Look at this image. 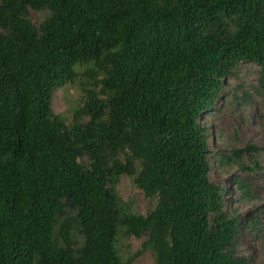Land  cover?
<instances>
[{
  "label": "trees",
  "instance_id": "16d2710c",
  "mask_svg": "<svg viewBox=\"0 0 264 264\" xmlns=\"http://www.w3.org/2000/svg\"><path fill=\"white\" fill-rule=\"evenodd\" d=\"M242 64L259 68L264 93V0H0V264H123L107 222L121 210L156 264H253L238 255L242 218L210 179L202 121ZM77 67L86 81L67 119L52 100ZM117 151L158 197L147 215L107 188ZM255 151L218 154L243 172L238 203L252 194L244 175L264 171L244 161Z\"/></svg>",
  "mask_w": 264,
  "mask_h": 264
},
{
  "label": "rangeland",
  "instance_id": "374dc122",
  "mask_svg": "<svg viewBox=\"0 0 264 264\" xmlns=\"http://www.w3.org/2000/svg\"><path fill=\"white\" fill-rule=\"evenodd\" d=\"M34 22L41 16L32 13ZM78 77L55 91L52 100L53 111L70 119L81 105L82 75L84 69L77 67ZM259 68L254 64H242L236 77L227 82L225 95L216 106V111L203 116V123L208 127L211 149L215 152L213 170L210 179L213 183L226 189L224 198L230 210H236L242 218V233L238 240V255L248 258L253 264H264V171L249 172L244 179L252 191L249 201L238 203L235 193L234 177L243 172L216 164L218 154L226 148H255L256 151L244 154V161L257 160L264 167V93L257 87ZM246 99H249L246 102ZM120 165L119 170L103 172V179L112 197L122 200L132 214L147 215L157 203L156 194L143 188L139 181L141 163L132 159L127 151L111 154ZM248 160V161H247ZM123 210L116 214L109 213L107 222L117 237L114 253L123 264H156V252L151 247L143 251L148 237L137 238L124 232L120 220L125 217ZM252 220L258 221V227L245 228Z\"/></svg>",
  "mask_w": 264,
  "mask_h": 264
}]
</instances>
